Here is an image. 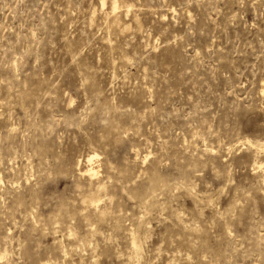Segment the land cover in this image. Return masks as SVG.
<instances>
[{"label": "rangeland", "instance_id": "rangeland-1", "mask_svg": "<svg viewBox=\"0 0 264 264\" xmlns=\"http://www.w3.org/2000/svg\"><path fill=\"white\" fill-rule=\"evenodd\" d=\"M114 1L0 0V264H264V0Z\"/></svg>", "mask_w": 264, "mask_h": 264}, {"label": "bare ground", "instance_id": "bare-ground-1", "mask_svg": "<svg viewBox=\"0 0 264 264\" xmlns=\"http://www.w3.org/2000/svg\"><path fill=\"white\" fill-rule=\"evenodd\" d=\"M104 2H105V1H103V5H104ZM118 8H119V1H118V0H115V1L113 2V4H112V11L115 12ZM97 156H98L97 153H93V155H91V156L89 157V159H88L87 162L91 163L95 158H97ZM259 168H260V167H259ZM88 173H89L91 176H96V175H97V172L94 171V168H93V167L90 168V169L88 170ZM91 202L94 203L95 200L92 198ZM135 239H136V238H135ZM5 255H6V254H4V256H5ZM5 257H6V256H5ZM3 258H4V257H3ZM1 259H2V257H1Z\"/></svg>", "mask_w": 264, "mask_h": 264}]
</instances>
